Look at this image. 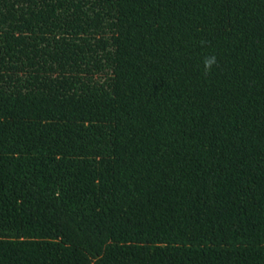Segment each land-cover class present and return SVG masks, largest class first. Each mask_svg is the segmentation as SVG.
Listing matches in <instances>:
<instances>
[{"label":"trees","instance_id":"obj_1","mask_svg":"<svg viewBox=\"0 0 264 264\" xmlns=\"http://www.w3.org/2000/svg\"><path fill=\"white\" fill-rule=\"evenodd\" d=\"M0 264H264V0H0Z\"/></svg>","mask_w":264,"mask_h":264},{"label":"clouds","instance_id":"obj_2","mask_svg":"<svg viewBox=\"0 0 264 264\" xmlns=\"http://www.w3.org/2000/svg\"><path fill=\"white\" fill-rule=\"evenodd\" d=\"M205 73H210L213 67L217 64L215 55L206 56L203 61Z\"/></svg>","mask_w":264,"mask_h":264}]
</instances>
